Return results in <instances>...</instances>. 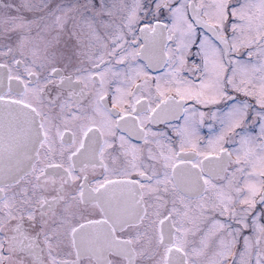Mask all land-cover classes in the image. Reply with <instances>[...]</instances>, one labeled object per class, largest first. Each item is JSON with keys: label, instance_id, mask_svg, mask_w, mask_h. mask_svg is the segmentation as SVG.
I'll return each mask as SVG.
<instances>
[{"label": "snow or ice", "instance_id": "snow-or-ice-1", "mask_svg": "<svg viewBox=\"0 0 264 264\" xmlns=\"http://www.w3.org/2000/svg\"><path fill=\"white\" fill-rule=\"evenodd\" d=\"M0 264H264V0H0Z\"/></svg>", "mask_w": 264, "mask_h": 264}, {"label": "flooded vegetation", "instance_id": "flooded-vegetation-1", "mask_svg": "<svg viewBox=\"0 0 264 264\" xmlns=\"http://www.w3.org/2000/svg\"><path fill=\"white\" fill-rule=\"evenodd\" d=\"M4 2H7V0H4ZM154 74H158V70L154 71ZM208 123H211L213 125V129H215L216 132L219 131V125L215 122H212V121H208ZM158 127V126H157ZM258 131V129H257ZM201 133L202 135H204L205 137H208V136H211L214 134L213 130L212 129H209L207 126H204L202 129H201Z\"/></svg>", "mask_w": 264, "mask_h": 264}]
</instances>
